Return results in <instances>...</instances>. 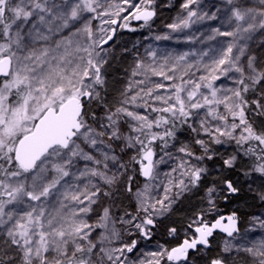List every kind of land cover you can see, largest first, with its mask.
Returning <instances> with one entry per match:
<instances>
[{
	"label": "snow or ice",
	"instance_id": "6c2138e0",
	"mask_svg": "<svg viewBox=\"0 0 264 264\" xmlns=\"http://www.w3.org/2000/svg\"><path fill=\"white\" fill-rule=\"evenodd\" d=\"M0 264H264V0H0Z\"/></svg>",
	"mask_w": 264,
	"mask_h": 264
},
{
	"label": "rangeland",
	"instance_id": "374dc122",
	"mask_svg": "<svg viewBox=\"0 0 264 264\" xmlns=\"http://www.w3.org/2000/svg\"><path fill=\"white\" fill-rule=\"evenodd\" d=\"M178 9H163L162 12H163V17L162 18H168V17H171V16H174L176 14V11ZM165 22H168L167 19H165ZM157 25H160V21L158 20L157 21ZM154 30H155V34H163V29H162V26L161 27H157L154 25ZM135 36H130L127 34V32H124L123 34V38L125 40L127 39H132V40H135L137 38H143L144 36L148 35L147 31L146 30H140L137 32V34H134ZM148 42H152L150 39ZM177 49H181V50H184L186 48V46L182 45V44H178Z\"/></svg>",
	"mask_w": 264,
	"mask_h": 264
},
{
	"label": "trees",
	"instance_id": "16d2710c",
	"mask_svg": "<svg viewBox=\"0 0 264 264\" xmlns=\"http://www.w3.org/2000/svg\"><path fill=\"white\" fill-rule=\"evenodd\" d=\"M174 2L178 3V0H174ZM127 34L130 35V36H135L134 34H137V32L134 33V34L127 32ZM155 43L159 44L161 47H167V48H176L177 45H178L176 43L175 39L171 40V41H159V42H155Z\"/></svg>",
	"mask_w": 264,
	"mask_h": 264
}]
</instances>
